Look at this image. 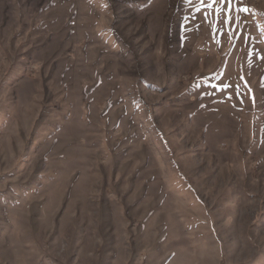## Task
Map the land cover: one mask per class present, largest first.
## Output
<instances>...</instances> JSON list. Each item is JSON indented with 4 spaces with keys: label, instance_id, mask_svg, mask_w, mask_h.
Wrapping results in <instances>:
<instances>
[{
    "label": "rangeland",
    "instance_id": "obj_1",
    "mask_svg": "<svg viewBox=\"0 0 264 264\" xmlns=\"http://www.w3.org/2000/svg\"><path fill=\"white\" fill-rule=\"evenodd\" d=\"M0 264H264V0H0Z\"/></svg>",
    "mask_w": 264,
    "mask_h": 264
},
{
    "label": "snow or ice",
    "instance_id": "obj_2",
    "mask_svg": "<svg viewBox=\"0 0 264 264\" xmlns=\"http://www.w3.org/2000/svg\"><path fill=\"white\" fill-rule=\"evenodd\" d=\"M212 2L215 3V0H212ZM229 2H230V0H229ZM203 3H204V0H201V4H203ZM210 6H211V5H209V7H210ZM197 10L199 11V9H197ZM242 11L247 12L248 9H247V8H243ZM231 20H232V18H231V16L229 15V16L227 17V19H225V20L223 21V23H225V24H229V23H231Z\"/></svg>",
    "mask_w": 264,
    "mask_h": 264
}]
</instances>
